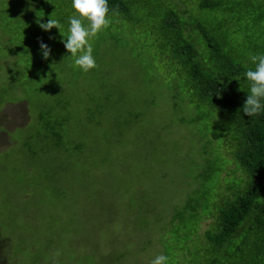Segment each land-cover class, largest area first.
I'll return each mask as SVG.
<instances>
[{"label": "rangeland", "instance_id": "374dc122", "mask_svg": "<svg viewBox=\"0 0 264 264\" xmlns=\"http://www.w3.org/2000/svg\"><path fill=\"white\" fill-rule=\"evenodd\" d=\"M43 1L0 0V264H150L158 254L173 264L174 248L195 238L188 213L172 226L175 210L191 196L201 212L213 209L241 173L207 129L205 108L171 97L173 76L144 41L106 28L91 41L97 66L82 72L67 33L39 27L47 20L38 10L51 6ZM115 84L121 96L108 92ZM47 112L62 124L61 144L43 135ZM210 222L204 216L199 230ZM201 245L202 236L188 251Z\"/></svg>", "mask_w": 264, "mask_h": 264}, {"label": "trees", "instance_id": "16d2710c", "mask_svg": "<svg viewBox=\"0 0 264 264\" xmlns=\"http://www.w3.org/2000/svg\"><path fill=\"white\" fill-rule=\"evenodd\" d=\"M43 2H51V6L44 4L38 13L44 14V20L56 13L66 34V17L73 12L71 0ZM194 2L190 9L177 0H108L111 22L107 28H126L150 47L152 59L173 76L171 97L181 94L182 104L205 108L207 129L218 136L233 172L241 173L227 186L226 194H218L213 209L203 207L201 212L198 197L191 196L175 210L172 226L183 227L180 224L188 213L193 225L186 229L195 231V240L202 236L204 245L188 251L193 239L189 246L174 248L173 264H264V114L249 117L242 111L249 89L244 73L254 67L249 56L264 53V0ZM56 33H60L58 29ZM114 35L116 46L121 45L120 37ZM122 89L115 84L108 92L121 96ZM108 98L105 95L99 101ZM101 106L98 103L95 111L100 113ZM39 117L44 137L61 144L65 136L62 124L51 112ZM88 119L98 123L91 112ZM204 216L211 217V222L200 231ZM179 250L185 252L182 258L177 257Z\"/></svg>", "mask_w": 264, "mask_h": 264}, {"label": "clouds", "instance_id": "9594fccd", "mask_svg": "<svg viewBox=\"0 0 264 264\" xmlns=\"http://www.w3.org/2000/svg\"><path fill=\"white\" fill-rule=\"evenodd\" d=\"M73 12L66 17L68 25L67 35L61 31V20L50 18L47 22H39V27L50 31L54 26L59 30L65 49L74 57V65L87 73L94 69L96 58L93 54L91 41L106 29L110 22L108 0H71ZM50 39L52 37H49ZM39 48L44 59L51 54V47L43 40L39 41ZM249 67L244 75L249 82V89L242 111L249 117L264 114V53L250 54ZM150 264H169V257L165 254L156 255Z\"/></svg>", "mask_w": 264, "mask_h": 264}]
</instances>
